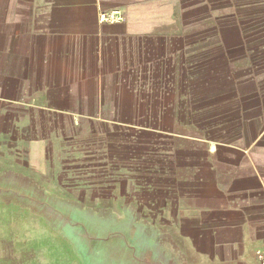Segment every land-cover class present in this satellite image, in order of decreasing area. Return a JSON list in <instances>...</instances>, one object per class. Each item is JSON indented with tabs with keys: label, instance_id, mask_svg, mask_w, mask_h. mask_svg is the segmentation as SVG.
Wrapping results in <instances>:
<instances>
[{
	"label": "crops",
	"instance_id": "obj_1",
	"mask_svg": "<svg viewBox=\"0 0 264 264\" xmlns=\"http://www.w3.org/2000/svg\"><path fill=\"white\" fill-rule=\"evenodd\" d=\"M167 7L168 0H0V260L7 258L8 243L20 242L11 235L24 234L18 218L24 213L36 220L33 231L42 223L61 244L54 263L63 264L65 245L73 248L37 210L7 204L27 199L3 185L4 177L14 176L38 186L35 200L73 194L119 200L122 189L136 195V180H143L147 196L128 214L149 215L144 225L160 233L163 247H169V233L190 232L189 246L217 248L221 262L258 264L264 252V139L184 145L173 160L165 145L129 138L131 127L123 122L184 119L181 113L200 110L201 102L215 103L210 74L203 82L199 76L203 69L214 78V57L201 67L199 33L168 31ZM114 10L122 12L118 22L100 19ZM243 99L248 103L247 95ZM256 113L251 109L244 118ZM244 118L238 135H248L247 129L255 135ZM211 127L195 133L213 135ZM154 184H162L159 192L153 193ZM232 232L245 239L239 250L232 248Z\"/></svg>",
	"mask_w": 264,
	"mask_h": 264
},
{
	"label": "rangeland",
	"instance_id": "obj_2",
	"mask_svg": "<svg viewBox=\"0 0 264 264\" xmlns=\"http://www.w3.org/2000/svg\"><path fill=\"white\" fill-rule=\"evenodd\" d=\"M167 9L168 31L199 33V39L195 41L199 44L201 67H204L202 64L207 57L210 59L214 57L216 67L214 78H212L213 73H205L203 69L199 72V76L203 82L202 80H208L206 74H210L208 75L210 84H214L210 92L215 93V103L211 104V99L210 104L202 103L203 98H201L200 110L189 109L182 112L181 115L186 116L184 119L123 121L126 124L125 127H131L128 129L130 130L129 138H151L154 140L150 142L153 145H165V154L173 160L180 154L181 147L184 145L213 146L219 143H243L244 145L251 140L255 143V139L261 143L262 138L264 139L261 135V132H264V0H168ZM255 93L263 96V99L261 101L259 98L256 99ZM239 95H243L242 97L247 95L248 103H245ZM180 107L183 106L180 105ZM251 109L257 110V113L252 116L246 115L244 118V113ZM207 116L210 119H199ZM241 118L245 119L246 124L249 122L246 120L251 119L247 125L254 127L250 129L255 135H250L249 129H247L248 135H238L235 129L242 128L240 127ZM245 123L244 125L242 123V126H246ZM211 125L214 127L216 125L214 128L216 132L213 135L199 136L195 133V131L207 133L211 130L209 129L212 128ZM156 135L158 136L155 137ZM156 140L158 144H155ZM154 175L158 176L159 173ZM3 180L6 181L4 186L20 189L27 198L22 201L7 199L5 201L8 205L37 210L54 225L65 239L64 241L71 243L73 248L65 245L68 252L65 250L67 254L65 253L64 257L60 256L63 264H124L127 262L126 259L133 256L137 260H131L133 262L129 264H145L143 260L146 256L144 245L147 242V233L142 230L147 228L144 225V219L147 220L150 216L146 217L143 213L140 216L128 214L141 204L139 198L147 196L150 186L142 183L143 180H136L139 183L134 185L136 195L130 197L122 189L120 194L123 197L121 196L119 200L111 198L89 200L78 194H73L71 199L35 200L30 198L35 194L34 191L38 190V186L19 183L17 182L19 178L14 176L4 177ZM172 183L173 185L169 184L168 190L173 192L175 184ZM153 186V193H155L159 192L162 184ZM57 194L64 195L63 192ZM232 202L234 204L236 201ZM111 209L119 216L112 215ZM124 212L126 215H123ZM18 218L23 221L25 232L24 234L12 233L11 240L20 242L8 243L4 251V253L8 252L7 258L5 259L6 254H4L5 257L0 262L2 264H56L53 254L61 244H56L57 240L51 238L50 230L43 227L40 222V229L33 231L36 220L27 213L18 215ZM154 221L158 223V218ZM81 225L86 228L87 235L92 237L91 239L84 236ZM149 234L156 240L160 239L159 232L153 231ZM216 234L219 237L224 236L221 232ZM37 235L42 237L37 238ZM193 235L194 233L190 232L168 234L169 252L175 258L178 254L179 264H227L219 259L217 248L205 249L200 242L199 246L195 245L194 248L189 246L194 245ZM230 237L232 248L239 250L244 239L242 233L232 232ZM132 238H135L138 243L134 254L130 249L131 242L135 241ZM62 249L64 251L63 247ZM70 250L78 255L80 259L78 263L74 259H69L72 257ZM65 258H67L66 261Z\"/></svg>",
	"mask_w": 264,
	"mask_h": 264
},
{
	"label": "water",
	"instance_id": "obj_3",
	"mask_svg": "<svg viewBox=\"0 0 264 264\" xmlns=\"http://www.w3.org/2000/svg\"><path fill=\"white\" fill-rule=\"evenodd\" d=\"M146 227V226H145ZM82 228V232L84 233V236L87 237V239H91L92 237H89L87 235L86 232V228L81 225ZM149 228H144L142 231L147 233V242L145 243V252H144V263L145 264H177L176 263V258L174 257V255L172 253H170L169 249L166 247H163L161 245L160 239L156 240L155 237H152L151 234L153 231L149 230ZM148 234H149V241H148ZM129 238V237H128ZM133 240H135V238H132ZM132 246L130 247V249L132 250L131 253H135V248L138 247L137 246V241H132ZM158 247V248H157ZM133 256V255H132ZM127 262L124 264H129L132 263L134 260H137L136 257H129L128 259H126ZM131 260H133L131 262ZM119 264V263H118Z\"/></svg>",
	"mask_w": 264,
	"mask_h": 264
},
{
	"label": "built area",
	"instance_id": "obj_4",
	"mask_svg": "<svg viewBox=\"0 0 264 264\" xmlns=\"http://www.w3.org/2000/svg\"><path fill=\"white\" fill-rule=\"evenodd\" d=\"M122 12L120 10H114L111 12H103L100 15V19L109 24H114L121 19ZM258 264H264V252L258 256Z\"/></svg>",
	"mask_w": 264,
	"mask_h": 264
}]
</instances>
